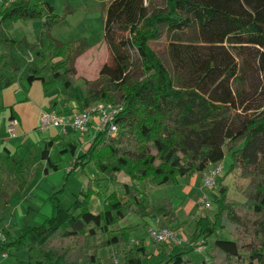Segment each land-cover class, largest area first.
<instances>
[{"label": "trees", "instance_id": "1", "mask_svg": "<svg viewBox=\"0 0 264 264\" xmlns=\"http://www.w3.org/2000/svg\"><path fill=\"white\" fill-rule=\"evenodd\" d=\"M55 9L47 0H17L0 8V91L19 82L28 93L24 81L32 84L36 79L46 86L62 80L66 93L73 85L74 63L90 45L52 35L61 19ZM21 19L42 21L38 45L53 50L58 59L52 80L29 63L24 49L18 51L29 44L10 33ZM164 34L172 69L150 43ZM105 38L113 62L104 64L97 80L87 81L84 107L99 100L123 102L125 107L115 119L119 132H98L75 164L92 162L109 183L116 181L117 173L127 174L126 199L109 186L96 191L90 182L69 206H63L61 188L51 196L52 215L41 225H25L19 236L7 233L0 249L38 251L40 257H31L28 264H107L112 257L102 251L118 238L123 244L121 264H143L153 254L146 245L133 246L130 228L122 226L131 210L142 217L150 215L148 194L140 184L148 179L159 185L179 184L180 177L224 160L229 144V171L240 169L250 180L248 199L230 198L222 178L214 216L198 215L193 236L208 245L204 264H264V96L256 93L259 86L252 85L249 73L250 65H255L253 56L264 74V0H165L162 7L156 0H112L106 9ZM130 48L140 55L136 64ZM137 64L140 75L135 77L130 67ZM250 84L253 90H248ZM11 117L18 118L14 108ZM58 139L46 142L42 158L49 159ZM95 194L102 205L97 213L91 209ZM0 196H6L1 187ZM164 217L168 225L178 221L170 200ZM219 227L228 229L229 235H217ZM105 233L109 236L103 240ZM180 246L183 250L156 264H195L189 253L198 244Z\"/></svg>", "mask_w": 264, "mask_h": 264}, {"label": "rangeland", "instance_id": "2", "mask_svg": "<svg viewBox=\"0 0 264 264\" xmlns=\"http://www.w3.org/2000/svg\"><path fill=\"white\" fill-rule=\"evenodd\" d=\"M51 2L55 7V12L61 16L60 21L53 26L52 28V35L57 39L64 41V42H86L90 45L89 49L80 55L74 65H75V72L77 75V79L73 83V85L68 89L70 91L72 98L68 99V101L73 100L71 102V109L72 108H83L84 103L83 99L86 95L85 87L87 89V81L97 80L100 77V71L104 64H112L113 62V50L109 43L106 41L105 38V16H106V9L109 3L112 0H47ZM159 6L165 5V0H156ZM42 21L41 20H32V19H21L13 23L12 27L10 28V33L17 39L22 40L26 39V41L30 44L26 47V45H21L18 48V51L22 50L29 60L31 65H36L41 67L40 75L45 77L47 80H52L55 76L53 64L58 61L57 58L53 56V50L46 48L41 49L38 45V37L41 33ZM151 46L161 55L166 65L172 69L173 64L168 54V39L167 36L164 34L161 38L152 40ZM38 50L41 53H37ZM256 53V49L252 50ZM131 54L133 62L136 64L137 61L140 59V55L136 49H129L128 51ZM252 63L255 62V65H250L252 68L250 73V82L252 85H258V89L256 91L259 96H264V77H263V70L261 69L260 64L253 59V56L250 57ZM262 72H261V71ZM130 74L132 76H139L140 70L138 64L130 67ZM254 82V83H253ZM27 88L30 90V97H27L26 92H22L20 95V103L18 104V109L21 111L24 120H25V127L30 128V130L39 138L41 139V135H45V132H42L39 129V120L42 114L43 108H48L52 101L59 97V95H64L61 93L62 90L65 89L64 82L59 80L58 82L51 83L46 86L42 79H36L32 84H29L28 81H25ZM252 85H248V90H253ZM12 86V85H11ZM10 87V86H9ZM8 88V87H7ZM23 88V87H22ZM24 91V90H23ZM66 92V91H65ZM63 92V93H65ZM68 93V92H67ZM55 101V100H54ZM62 99H59L58 102H61ZM51 109V108H50ZM8 112L12 113V106L7 109ZM55 110V109H54ZM59 111V110H57ZM4 122L3 116L0 117V127ZM8 125V123H6ZM9 126H5V133L4 137L13 135ZM21 129V125L18 126ZM47 131V130H46ZM87 135L82 134L77 131H69V138H75L76 140L80 138V136ZM41 142V141H40ZM37 145V149L33 151V155L30 158V163L34 167V172L38 166V162L42 161L41 153L43 150V146ZM227 153L224 160L216 164L212 168H206L205 170L216 168L217 166L221 165L223 170L218 173L217 178L215 179V184L213 186H209L205 184L204 178H202L203 187L196 188V191L193 193L187 192L184 188H177L176 191L172 189V182H169L168 185H159L154 179H148L147 185L148 186V193L150 194L149 200L151 203V207H154L158 213L166 206L167 197L166 195L169 194L170 201L172 205L181 206L179 210V218L185 219L186 214L184 212V208L188 207L189 203L192 199L200 200L201 196H207V198L211 201L212 207L207 208L204 204H199L200 214H211L214 216V211L216 209L215 199L219 196V183L221 178H223V183L229 187V197L244 202L248 199L247 191L249 187L250 180L246 177L242 176V171L240 169H236L232 172L229 171L230 164L232 162L231 152L228 150L229 144L226 146ZM38 153V155H37ZM71 155L72 152H70ZM65 159L63 160V171H66L64 174V182L62 181L61 188L64 189L62 193L59 194L60 201L63 204H67L70 201H74L76 199V195H80L83 190L89 187V178L88 173L83 170H73L70 171L69 167L65 165ZM62 171V172H63ZM205 171V173L207 172ZM229 171V172H228ZM127 179L129 176L124 172ZM36 174V173H35ZM61 176L63 173H59ZM58 174V175H59ZM116 174V177H118ZM171 186V187H170ZM94 187V184H93ZM60 188V189H61ZM59 190V189H58ZM168 193V194H167ZM70 197H73L72 200ZM52 202V200H51ZM93 205V204H92ZM53 207V203H52ZM53 209V208H52ZM154 210L151 209V212ZM164 211V210H163ZM53 213V210H52ZM51 213V215H52ZM50 215V216H51ZM49 216V217H50ZM143 217L138 213H131L129 214L126 223L122 221V225H127L130 223L133 225L132 227L134 230L130 233L146 244L148 251L153 254L156 248H160V250H167L168 247H171L172 244L176 245L175 243H159L153 240V237L150 235L149 226H159V222H157L156 218H152V216H145V220H141ZM138 220L142 221L141 224L137 225ZM147 222L150 223L148 226ZM125 223V224H124ZM186 227V234L187 236L196 241L193 236V228L195 226V220L189 218ZM172 225V224H171ZM169 225V226H171ZM176 228V227H175ZM219 236H228L229 230L222 229L219 227V231L217 233ZM108 234H103V240L108 238ZM218 236V237H219ZM136 238V239H137ZM116 241L118 238H114ZM116 246L114 247L113 244H106L105 247L109 248L114 247L113 252L110 254L109 258L112 259L107 264H115V254L120 255L118 257L119 262L121 264L123 262V244L119 240V242H115ZM120 245V246H119ZM177 251L183 250V246H178ZM103 252V251H102ZM109 252V251H108ZM115 253V254H113ZM35 254L37 255L36 258L39 257V252L36 251ZM190 256L194 259L195 264H204L208 259V250H192L190 251ZM105 256V255H104ZM106 257V256H105ZM169 258V254H156L155 256L152 255L151 258L145 257L143 264H156L160 262H165Z\"/></svg>", "mask_w": 264, "mask_h": 264}, {"label": "crops", "instance_id": "3", "mask_svg": "<svg viewBox=\"0 0 264 264\" xmlns=\"http://www.w3.org/2000/svg\"><path fill=\"white\" fill-rule=\"evenodd\" d=\"M24 84L26 85V83ZM23 90L24 89L20 83L17 82L12 86L4 88L0 91V117L3 116L4 119V122L0 127V187L3 188L6 193L5 197L0 196V231H3L6 234L10 233L12 236L16 237L20 235L25 225H41L51 215L53 210L51 196L54 192L61 188L62 181L64 180L63 178L65 177L64 174L66 171L62 170L64 159L66 161L65 166L70 168L69 172H72L76 169L86 171L88 173L89 182L94 184L96 191H105L107 188L106 186H109L110 189H116L121 199L125 200L126 196L124 185L126 182H129L130 179H127L124 174L119 173L118 177H116V181L114 183H109L107 177L102 175L92 162H88L87 164H75V159L88 150L92 142V131L87 135L80 136V138L76 140L75 138H69V131L65 132L58 127H51L45 131V135L40 136L41 139L39 140V138L30 130V128L25 127L24 117L21 111L18 109V104L21 100L20 95L22 92H25ZM28 90L27 97H30L29 92L31 89L29 88ZM61 93L64 95L60 94L59 97L54 99L55 101H52L48 108H43L42 110L55 109L61 111L71 108V102L73 103V100L68 101L70 97L72 98L71 94H69L70 91L68 90V93H63L62 90ZM59 99H62V101L58 102ZM10 106H12V108H14L18 113V118L13 119L11 117L12 113L8 112L7 110L10 108ZM38 120L40 124V119ZM6 123H8V125ZM13 124L15 127V134L4 137L3 133H5V126H9L11 128ZM20 125L22 127L21 129L18 127ZM55 136H58L59 139L54 142L50 148L49 159L42 158V161L37 163L38 166L33 175L32 173L34 171V167L30 163V158L33 155V151L37 149V145H39L40 141V145L43 146L42 148L44 149L46 142ZM70 152H72L73 155H71ZM51 162L58 165V168L54 169ZM218 163H211L208 168H212ZM9 168L14 170L11 175ZM205 171L196 173L194 175L180 177L179 184L172 183L170 185L174 191H176L177 188H184V190L187 192L194 193L198 186L199 188L203 187L202 178H204ZM59 173H63V175L61 176ZM99 179L100 183L97 182ZM146 182L147 180L141 183L140 187L142 190H146L148 194L146 201L150 212V215L148 216H152L153 220L156 218L157 222H159V226H169L166 224V219L164 217V214L168 210V200H170L169 194L167 193L168 195L165 197L167 199V207H163L160 213H158L154 207H151V203H149L151 198H149L150 194L148 193L149 185H147ZM168 183L162 185H168ZM78 195H76V197ZM70 198L71 199L68 198L67 201L72 200L73 197ZM198 198L197 200L192 199L188 207L183 209L187 217L185 219H180L178 216L181 206H177L175 204L173 205V207H175V213L178 216V221L172 223V227L180 228L181 232L186 236V227L189 225L187 224L189 218L195 220L196 217L200 215V210L198 207L200 200ZM72 202L73 200L67 204H63L61 202V204L63 206H69ZM6 206L9 207L8 210H4ZM91 209L96 213L102 209L101 200L98 194L93 195L91 199ZM151 209L154 211L151 212ZM133 212H135V210L129 211L128 215L123 220L125 223L129 214ZM141 220H145V217H143ZM141 220H138L137 225L141 224ZM147 224L148 226L150 225L149 222H147ZM122 226L129 227V233L134 230L132 227L133 225L130 223ZM136 238L137 237L131 235L133 246L136 244L146 245ZM187 238L189 237L187 236ZM115 242H119V239H117V241L115 239L110 241L114 247L116 246ZM114 247H105L103 249V255L109 257L113 252V249H115ZM177 247L178 245L172 244V246L168 247L167 250H160V248H156L153 255L155 256L158 253L164 255L171 254L178 250ZM205 249H208V245L207 248H197V250ZM35 252L36 250L28 251L26 249L5 252L0 249V264H28V262L31 260V257L34 258L33 260H36L40 257L39 254V257L36 258L37 255Z\"/></svg>", "mask_w": 264, "mask_h": 264}, {"label": "built area", "instance_id": "4", "mask_svg": "<svg viewBox=\"0 0 264 264\" xmlns=\"http://www.w3.org/2000/svg\"><path fill=\"white\" fill-rule=\"evenodd\" d=\"M17 0H0V8L10 6ZM123 102H111L106 100H99L88 107L83 108H67L65 110H43L40 116L39 129L42 132L50 129L51 127H58L62 131L68 132L70 130L77 131L82 134H88L92 131V140L96 137L98 132L106 131L109 135H116L119 132V126L115 122L116 117L124 110ZM11 131L15 134L14 124L11 126ZM222 170L219 165L216 168L209 169L205 173V184L213 186L218 173ZM200 203L204 204L207 208L213 205L207 196H201ZM150 235L153 240L159 243H175L176 245L187 244L194 246L198 244V248H207L205 240H192L187 238L181 232L180 228H175L167 225L163 226H150ZM7 234L0 231V243L7 242ZM115 254V253H113ZM119 257V256H118ZM115 254L114 263L118 264L119 259Z\"/></svg>", "mask_w": 264, "mask_h": 264}]
</instances>
